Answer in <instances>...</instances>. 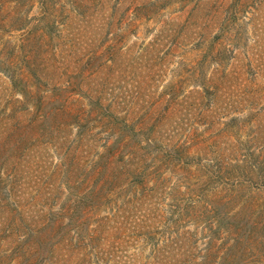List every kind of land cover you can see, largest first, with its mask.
<instances>
[{
	"label": "trees",
	"instance_id": "1",
	"mask_svg": "<svg viewBox=\"0 0 264 264\" xmlns=\"http://www.w3.org/2000/svg\"><path fill=\"white\" fill-rule=\"evenodd\" d=\"M85 8L0 0V264L250 263L264 215L241 200H264V60L230 71L239 42L224 27L157 87L166 56L144 52L159 33L143 51L121 36L87 45L74 20L100 11Z\"/></svg>",
	"mask_w": 264,
	"mask_h": 264
},
{
	"label": "rangeland",
	"instance_id": "2",
	"mask_svg": "<svg viewBox=\"0 0 264 264\" xmlns=\"http://www.w3.org/2000/svg\"><path fill=\"white\" fill-rule=\"evenodd\" d=\"M57 1L50 0L51 6ZM152 1L157 0H59V3L61 6L74 8L79 12L84 11L85 7L100 11L98 12L99 17L96 16V19L92 18L91 21L85 22L78 18L74 20L72 32L80 35L79 39L86 41L87 45H90L94 35L100 36L101 39L106 37V43L108 41L111 43L112 40L121 36L123 47L128 46L131 52H135V50L137 52L143 51V47H146L149 42L151 43L159 33L160 40L157 46L152 45L151 50L144 52L148 61L155 59L161 53L166 56L160 67L162 72L155 81L157 87L176 76L177 61L182 63L185 69H189L190 61L199 52H203L208 40L213 38L216 39V42L220 41L224 27L233 29L232 31L238 35L239 42L234 47V51L236 50V54L239 53V56L231 60L230 71L242 73V62L244 65L246 64L245 69L248 71L246 77L249 78L255 71L254 57L260 56L264 60V0H242L241 2H236V0H160L162 3L160 12L153 14L150 18L132 16L130 21V17L127 16L128 8L143 7ZM230 2L236 3L230 4ZM34 9H36V4L32 7V10ZM234 12H236L235 15L232 14ZM129 22L132 24L128 25ZM81 29L84 31L87 29V32ZM172 35L175 36L176 46L171 45ZM250 61L254 64H251ZM216 67V63L207 64L205 71L209 72ZM249 67L251 69H248ZM240 78L244 82L245 75L241 74ZM240 78L235 82L237 86ZM260 81L264 83V78L257 77L255 80V82ZM9 110L10 106L0 108V115ZM241 203V207L245 208L246 213L248 209L251 211L254 209L255 214L263 213L264 215V200H261L260 197L250 195L241 200ZM169 209L166 205L164 213H167ZM171 215L172 213L168 212L166 217L169 218ZM234 218L236 216L232 218L226 216L223 221L229 223L228 221H232ZM167 221L163 214L159 222L160 229H166ZM239 223H242L243 228L254 224L253 219H247V221L242 219ZM186 227L188 229H210L202 221L189 222ZM252 255V260L247 264H264V246L255 248Z\"/></svg>",
	"mask_w": 264,
	"mask_h": 264
}]
</instances>
